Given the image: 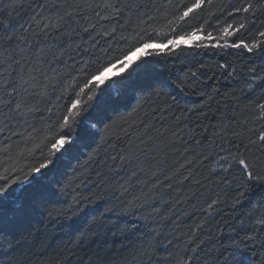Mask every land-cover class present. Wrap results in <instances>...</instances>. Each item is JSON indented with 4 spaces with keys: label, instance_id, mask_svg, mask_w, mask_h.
<instances>
[{
    "label": "trees",
    "instance_id": "trees-1",
    "mask_svg": "<svg viewBox=\"0 0 264 264\" xmlns=\"http://www.w3.org/2000/svg\"><path fill=\"white\" fill-rule=\"evenodd\" d=\"M43 2L0 0V19L10 12L19 32L30 40L36 39L19 25L28 28L32 23L29 31H38L31 18ZM104 2L89 0L93 8L99 4L96 10L107 14L111 9H105ZM109 2L117 8L132 2L147 11H154V6L161 4L167 6V0ZM176 3L179 0H173ZM239 3L240 0H213L211 5H204L197 19L201 23L208 20L215 26V17L223 19ZM169 11L175 9L169 6ZM43 15H49L48 11ZM130 15L128 31L135 28L136 16L127 10L119 22L115 17L97 22L93 9L85 6L71 41L74 49L79 45L78 54L74 52L77 61L103 56L101 50L109 45L115 49L122 31L120 25ZM241 15H237V22ZM91 24L96 27H89ZM113 27L117 28L115 38L104 34ZM259 31H264V10H258L255 19L246 22L240 38L247 42L260 39ZM166 36L167 30L157 39L162 41ZM183 47L184 51L178 50L175 55L152 57L148 66L149 73H157L171 84L165 89L166 95L152 96L137 107L139 97L148 93L133 95L129 90L127 102L116 113L109 114L112 119L127 117L121 123L129 135H122L92 160L84 155L79 161H70L71 168L78 169L80 180L87 185L81 191L96 200L85 210H93L96 224H91V217L83 221L77 217L68 220L44 216L26 222L8 239L0 238V264H178L181 260L188 264H235L231 253L237 244L244 249L250 264H264V230L255 223L261 210L259 202L264 200V185L252 187L240 197L243 185L237 186L240 172L233 159V154H243L258 169L264 167V141L260 139L264 135V109L259 107L264 104V49L247 53ZM221 64L228 65L227 69H222ZM192 72L197 73L198 79L192 77ZM177 83L182 84L183 91L175 87ZM55 95L58 92L52 95V104ZM130 112L132 115L128 116ZM47 115L34 113L11 122L0 116L7 125L0 133V160L10 157L8 163L18 166L29 163L27 158L19 157L25 148L33 147L25 138L33 126H45ZM95 116L90 113L87 121ZM9 144L11 147L5 153L3 149ZM145 148L146 154L142 151ZM121 153L138 154L136 163L128 165L129 170L139 171L137 164L145 169L138 177L140 183L132 180L137 195L141 190L148 193L142 208L126 210L111 198L110 186L119 188L126 184L129 175L122 172L117 176L113 170L119 161L114 163L111 156ZM153 184L158 187H152ZM89 187L92 192H88ZM97 196L101 198L96 199ZM214 200L217 203L209 209ZM190 256L193 259L188 261Z\"/></svg>",
    "mask_w": 264,
    "mask_h": 264
},
{
    "label": "snow or ice",
    "instance_id": "snow-or-ice-1",
    "mask_svg": "<svg viewBox=\"0 0 264 264\" xmlns=\"http://www.w3.org/2000/svg\"><path fill=\"white\" fill-rule=\"evenodd\" d=\"M212 2L190 0L184 3V0H179V3L173 4V0H167V6L161 4L154 6V11H147L141 10V6L136 3L126 2L123 7L117 8L105 0L104 8L111 9V12L102 14L96 10L100 5L93 8L89 0H44L39 5L40 10L31 18L38 31H29L32 23L28 28L19 25L24 32L36 37L33 40L19 32L17 24L10 18V12L7 17L0 19V116L11 122L29 114H48L44 118L45 126L40 129L33 126L32 132L25 138L32 142L33 147L25 148L19 157L27 158L29 163L18 166L17 163H8L10 157L0 160V238L8 239L24 223L44 216L68 220L77 217L83 221L91 217V224H96L93 210L85 211L96 200L81 191L87 185L80 180L78 169L71 168L70 161H79L84 155L92 160L122 135H129L121 123L127 117L112 119L109 116L127 102L129 90L133 95L137 92L148 93V96L139 97L137 107L152 96L160 98L166 95L165 89L170 88L171 84L159 78V74L149 73L148 66L153 62L152 57L178 54V50L184 51L185 45L190 49L211 48L222 52L235 49L253 53L257 49H264V31L258 32L260 39L251 42L240 38L242 30H246V22L254 20L258 10H264V0L258 3L257 0H240L238 6H233L224 14L223 19L215 17V26L208 20L201 23L197 19L204 5H211ZM85 6L93 9L97 22L111 21L113 17L119 22L127 10L136 16L135 28L128 31L132 23L130 15L120 25L122 31L115 49L109 45L101 50L103 56L94 55L89 60L77 61L74 52L78 54L79 45L74 49L71 41ZM169 6L175 11L170 12ZM45 10L49 15H43ZM239 14L243 15L240 16V22H237ZM82 18L89 19L87 16ZM193 20L195 24L190 23ZM89 27L95 28L96 25L91 24ZM84 30L87 31V28ZM165 30L166 38L158 40ZM116 33L117 28L113 27L110 33L105 31L104 34L115 38ZM41 36L42 40L39 39ZM153 44H156V48H153ZM220 67L227 69L228 65L221 64ZM113 69H117L113 75H106ZM234 71L228 75L231 76ZM191 75L198 79L196 72ZM175 87L183 91L181 83ZM57 92L55 104H52L51 97ZM259 107L264 109V104ZM90 113L96 114L95 119L87 121ZM127 115L131 116L132 113ZM0 125H4V120L0 119ZM6 128L7 125L0 127V133ZM13 135L23 134L13 132ZM8 139L11 140V137ZM260 139L264 141V135ZM10 147V144L6 145L3 151L7 153ZM142 151L146 154L147 148ZM137 155L121 153L111 156L114 163L119 161L113 169L117 176L129 172L126 184H120L119 188L110 186L111 198L119 201L126 210L142 208L144 198L148 195L143 190L137 195L132 185L134 178L137 183L141 182L138 177L145 171L139 164V171L128 169V165L136 163ZM233 159L240 172V183L237 186L243 185L240 197L252 187L264 185V167L258 169L243 154H233ZM4 164L7 166L3 167ZM152 187L158 185L153 184ZM92 191L93 188L89 187L88 192ZM216 203L212 201L208 208L212 209ZM259 203L261 210L255 223L261 226L260 230H264V200ZM231 256L235 264H250L239 244ZM192 259L188 257V261ZM178 264L188 262L181 260Z\"/></svg>",
    "mask_w": 264,
    "mask_h": 264
},
{
    "label": "rangeland",
    "instance_id": "rangeland-1",
    "mask_svg": "<svg viewBox=\"0 0 264 264\" xmlns=\"http://www.w3.org/2000/svg\"><path fill=\"white\" fill-rule=\"evenodd\" d=\"M185 46H186V45H185ZM153 48H156V44H153ZM133 59H135V57H133ZM116 71H117V69H113V70H111L109 73H107L106 75L111 76V75H113Z\"/></svg>",
    "mask_w": 264,
    "mask_h": 264
}]
</instances>
